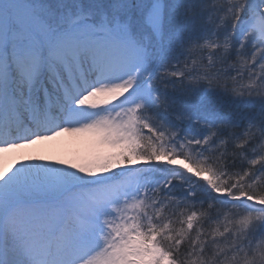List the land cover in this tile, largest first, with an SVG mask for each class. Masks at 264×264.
I'll list each match as a JSON object with an SVG mask.
<instances>
[{
  "label": "snow or ice",
  "instance_id": "1",
  "mask_svg": "<svg viewBox=\"0 0 264 264\" xmlns=\"http://www.w3.org/2000/svg\"><path fill=\"white\" fill-rule=\"evenodd\" d=\"M0 264H264V0H0Z\"/></svg>",
  "mask_w": 264,
  "mask_h": 264
},
{
  "label": "bare ground",
  "instance_id": "2",
  "mask_svg": "<svg viewBox=\"0 0 264 264\" xmlns=\"http://www.w3.org/2000/svg\"><path fill=\"white\" fill-rule=\"evenodd\" d=\"M82 145L76 141L74 138L65 137L60 138L57 141L52 142V144L49 146L50 152L48 154L54 155V156H62V152L66 153L68 152L71 155L76 154L80 149ZM10 161H5L4 163L7 164Z\"/></svg>",
  "mask_w": 264,
  "mask_h": 264
},
{
  "label": "rangeland",
  "instance_id": "3",
  "mask_svg": "<svg viewBox=\"0 0 264 264\" xmlns=\"http://www.w3.org/2000/svg\"><path fill=\"white\" fill-rule=\"evenodd\" d=\"M62 155L70 156V154L68 152L66 153V151L64 153L62 152Z\"/></svg>",
  "mask_w": 264,
  "mask_h": 264
}]
</instances>
